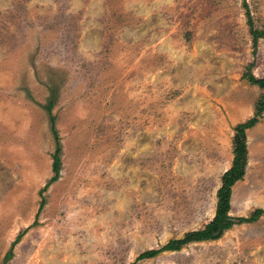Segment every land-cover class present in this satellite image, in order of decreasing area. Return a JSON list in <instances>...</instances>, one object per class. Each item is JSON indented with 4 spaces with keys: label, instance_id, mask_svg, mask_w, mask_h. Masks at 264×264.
Segmentation results:
<instances>
[{
    "label": "rangeland",
    "instance_id": "obj_1",
    "mask_svg": "<svg viewBox=\"0 0 264 264\" xmlns=\"http://www.w3.org/2000/svg\"><path fill=\"white\" fill-rule=\"evenodd\" d=\"M246 2L0 0V264H264V214L139 258L215 215L263 92L244 74L264 77V0ZM247 140L237 216L264 208V118Z\"/></svg>",
    "mask_w": 264,
    "mask_h": 264
},
{
    "label": "trees",
    "instance_id": "obj_2",
    "mask_svg": "<svg viewBox=\"0 0 264 264\" xmlns=\"http://www.w3.org/2000/svg\"><path fill=\"white\" fill-rule=\"evenodd\" d=\"M245 6L248 7L246 0H244ZM248 21L250 23V31L253 35L254 45L260 37H264V28H257L254 26L252 14L247 9ZM252 65V64H251ZM251 65L245 72L244 77L252 84L258 85L263 92L255 103V110L251 117L238 122L235 125V134L233 138V152L234 158L231 166L221 176V186L217 191V206L215 215L207 222L203 227L187 231L182 237L171 238L167 243L160 247L150 248L144 250L139 258H150L158 255L166 250H180L184 245L195 241H210L221 238L224 233L233 227L235 224L249 223L257 221L263 214L264 208H255L248 215H234L231 213L232 208V194L233 186L241 179L244 178L247 170V164L249 160V146L247 140V129L255 126L262 118H264V77H258L251 71ZM53 99L50 100L46 106L48 110L51 128L56 139V149L53 155V172L50 181L56 180L60 176L61 170V150L62 144L60 142L57 128H56V116L53 113ZM43 191V190H42ZM45 203V198L41 201V207ZM24 231L22 230L12 242V247L8 251L6 257L11 258L13 255V247L20 241Z\"/></svg>",
    "mask_w": 264,
    "mask_h": 264
}]
</instances>
